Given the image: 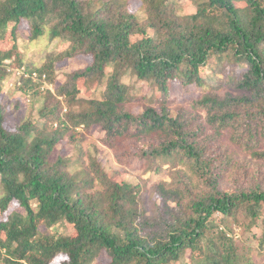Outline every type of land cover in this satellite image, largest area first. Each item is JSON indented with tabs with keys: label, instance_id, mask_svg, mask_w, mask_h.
<instances>
[{
	"label": "trees",
	"instance_id": "16d2710c",
	"mask_svg": "<svg viewBox=\"0 0 264 264\" xmlns=\"http://www.w3.org/2000/svg\"><path fill=\"white\" fill-rule=\"evenodd\" d=\"M136 1L141 15L129 11ZM180 1L0 0V81L3 62L20 61L21 22L31 39L47 31L68 45L26 67L39 80L54 83L64 59L91 58L43 95L37 121L9 129L0 104V264H255L234 229L256 228L264 250V169L236 165L223 138L264 161V0H188L193 14ZM127 73L153 96L134 95ZM18 90L40 86L27 78ZM93 129L138 176L137 160L143 173L171 174L152 187L150 215L140 184L84 159ZM63 141L80 147L53 160Z\"/></svg>",
	"mask_w": 264,
	"mask_h": 264
},
{
	"label": "rangeland",
	"instance_id": "374dc122",
	"mask_svg": "<svg viewBox=\"0 0 264 264\" xmlns=\"http://www.w3.org/2000/svg\"><path fill=\"white\" fill-rule=\"evenodd\" d=\"M178 5V9L182 14H193L195 12L194 5L188 0H181ZM129 7V11L131 13L141 15L140 13H142V9L140 8V4L137 1L132 2ZM17 35V47L20 51V61L18 63L15 57H12L10 61H4L3 66H5L6 73L8 75L2 81H0V104L5 106L10 112L7 118V126L9 129L15 128L16 123H21V121L27 118H30L31 121H37L39 119L38 111L41 109L43 104V95H45L47 91H50L52 94H54L55 88L63 83L66 74L73 73L76 70L91 63V58L88 56H76L70 60L64 59L55 65L54 70L56 71V81L54 83L47 80L45 81V77L43 78V76L42 79L39 80L37 71L33 70L31 73H29L26 67L33 69L35 67L42 66L45 58L53 57L54 55H59L65 52L68 48V45L62 40H52L47 31L40 38L31 39L29 36L28 26L24 22L20 23ZM10 42L11 40L9 39V36H7V39H5L3 44L6 46V48H11ZM15 61L20 65L16 67H9ZM105 72L108 75L110 73V69H107ZM27 78L32 79V82H35L40 86L39 95H33L31 97V95L19 92V87L23 86V82ZM121 82L125 85L131 86L133 88L132 93L136 96H153V89L150 87L149 83H137L136 77L131 74H125L122 77ZM84 93L80 94V96L87 99L90 93L87 91ZM95 95H98V93ZM58 100H61V98H58ZM138 111L139 109H135L134 113H137ZM64 112L65 110H63V113ZM63 113L62 115H64ZM100 138V132L97 129H93L87 138L81 141L80 145L85 156L84 159H86V162L88 161L89 157L96 159L102 165L106 174L114 175V173L118 172L120 173L121 178L127 181L129 184H140L142 187L141 196L144 198V209L146 210L147 214L150 215L153 210V203H158V197L155 196L156 194L152 193V187L162 181H171V174L164 173L163 175L159 176L150 172L143 173V166L140 167V164H138L139 162L137 160L134 163V167L139 169L141 172V176H138L139 172H135L133 168L118 164L113 152L101 144L99 140ZM223 143L226 145L228 151L234 154L236 165L245 166L247 171L251 172H256L258 169H264V161L253 160L241 150L235 148L229 141L228 135L224 136ZM78 145V142L74 143V145L68 144L66 141L61 142L56 148L55 155L52 156V159L55 160L58 154L66 156L75 155L77 153L75 146ZM232 169L233 168H229L228 173H232ZM258 178L264 179V176L260 175ZM12 208L15 210L18 209L16 204L12 205L11 210ZM216 217H219V215H216ZM2 219L5 218L2 216ZM57 230L59 233L63 234L70 233V228L66 225V223L58 225ZM254 233L258 238L259 235L256 228L250 232L241 228L234 229V236L241 240L239 242L240 245L248 246L250 244L249 253L251 256H253L252 258L254 259V263L264 264V250L261 251V249L258 248L256 238H252ZM260 251L261 253L257 254ZM101 259L104 263L107 262L105 256H102ZM101 259H99V261H101ZM187 262L188 257L186 255H182L180 260L175 264H186Z\"/></svg>",
	"mask_w": 264,
	"mask_h": 264
},
{
	"label": "built area",
	"instance_id": "2783aa9c",
	"mask_svg": "<svg viewBox=\"0 0 264 264\" xmlns=\"http://www.w3.org/2000/svg\"><path fill=\"white\" fill-rule=\"evenodd\" d=\"M35 77H36V74H35ZM43 78H44V76H43Z\"/></svg>",
	"mask_w": 264,
	"mask_h": 264
}]
</instances>
